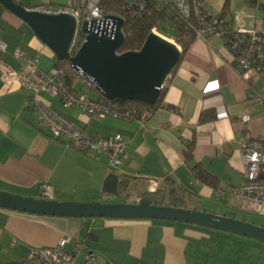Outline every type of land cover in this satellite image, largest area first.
Listing matches in <instances>:
<instances>
[{
  "label": "crops",
  "instance_id": "1",
  "mask_svg": "<svg viewBox=\"0 0 264 264\" xmlns=\"http://www.w3.org/2000/svg\"><path fill=\"white\" fill-rule=\"evenodd\" d=\"M230 2V14L237 9L226 20L230 30L264 31V0ZM209 6L204 2L213 16L224 7L213 14ZM0 38L7 45L0 59L17 72L25 68L14 57L17 49L39 58L44 71L57 63L30 27L7 11L0 18ZM77 86L82 88L81 81ZM163 90L162 104L145 126L109 117L89 120L78 108L65 109L59 97L41 94L52 110L90 135H121L126 140L123 163L113 168L107 154L81 153L38 127L37 115L28 106L30 92L16 80L4 81L0 71V190L41 198L40 185L47 183L49 200L136 203L157 183L156 191L162 190L158 195L174 189V198L202 212L218 215L207 209L215 201L224 205L219 208L238 210L230 190L244 180L240 143L244 137L264 135V105L248 101L253 90L233 68L223 38L195 39ZM254 91L263 92L260 81ZM95 92L99 100L101 94ZM243 114L250 117L246 126L240 124ZM192 142L193 157L187 163L185 152ZM197 166L217 180V187L195 178L192 170ZM110 176L121 183L118 195L125 200L105 197ZM220 189L226 195L218 198ZM216 238L211 230L165 221L49 217L0 209V264L25 263L33 249L53 248L63 239L70 240L65 250L74 253L77 264L84 263L88 251L95 254L96 264H264V253L240 250L222 258L213 252Z\"/></svg>",
  "mask_w": 264,
  "mask_h": 264
},
{
  "label": "built area",
  "instance_id": "2",
  "mask_svg": "<svg viewBox=\"0 0 264 264\" xmlns=\"http://www.w3.org/2000/svg\"><path fill=\"white\" fill-rule=\"evenodd\" d=\"M38 4L30 10L47 15H69L75 19V32L69 53L75 57L87 41L91 32L107 31L110 36L116 32L117 21L106 13L103 0H37ZM124 10L142 17L151 1H156L178 16L179 21L193 30L196 39L207 41L213 36L222 37L232 55V66L248 83L251 89L257 81L264 86V31L230 30L228 25L204 8V0H121ZM157 30H154L156 32ZM180 47V46H178ZM7 53V45L0 38V54ZM14 57L25 62L22 72H17L0 59V71L4 81H18L20 86L30 92L29 109L36 113V125L48 130L55 140H61L67 146L81 153L95 152L109 156V166L118 168L126 156L128 143L121 135L96 137L86 130L55 112L41 99L42 93L59 97L65 109L78 108L87 119L113 118L125 122L138 121L145 126L153 117L149 109L138 115L136 112L120 107L113 101L92 100L85 91H75L67 84L63 70L53 67L50 71L40 68L37 57L27 55L21 49L14 52ZM85 86L95 88L94 83L82 73L75 72ZM165 88V87H164ZM248 101L264 105V88L262 93L250 92ZM250 121L248 114H243L240 124L246 126ZM241 156L244 165V180L240 186L230 190L237 200V209L241 212L264 216V135L256 139H241ZM151 188V193L156 191ZM40 195L51 199V189L47 183L40 185ZM217 197L226 195V191L217 190ZM109 197L108 195L105 196ZM69 239H63L53 248H39L31 251L25 264H77L74 253L65 250ZM83 264H96L93 252H86Z\"/></svg>",
  "mask_w": 264,
  "mask_h": 264
},
{
  "label": "water",
  "instance_id": "3",
  "mask_svg": "<svg viewBox=\"0 0 264 264\" xmlns=\"http://www.w3.org/2000/svg\"><path fill=\"white\" fill-rule=\"evenodd\" d=\"M0 5L30 27L59 62H69L74 72L91 80L95 89L108 101L139 102L154 106L165 84L181 59L180 48L153 32L142 49L118 54L125 41L123 19L117 21L116 32L107 35L91 32L75 57L69 50L75 32V19L69 15H47L14 2L0 0ZM121 183L110 176L104 184L105 195L117 197ZM174 189L164 194L147 193L136 203L58 202L45 197H24L0 190V209L40 216L156 220L213 230L264 244L262 225L202 212L181 198H174Z\"/></svg>",
  "mask_w": 264,
  "mask_h": 264
},
{
  "label": "trees",
  "instance_id": "4",
  "mask_svg": "<svg viewBox=\"0 0 264 264\" xmlns=\"http://www.w3.org/2000/svg\"><path fill=\"white\" fill-rule=\"evenodd\" d=\"M13 1L16 2V0ZM102 6L104 7L108 15L119 17L124 21L122 32L125 36V41L119 48L118 54L140 51L148 37L154 32V30L159 31L160 33H163L166 30L171 39H173L177 43V45L182 48L181 59L171 74H173L178 68L183 56L187 53L191 44L196 39L195 32L189 29L186 25H183L179 21L178 16L173 13L169 7H166L156 1L150 2L147 12L142 17H138L134 13L124 10L121 0H103ZM4 12H6V10L0 5V18ZM229 15L230 0H226L221 14L216 17L220 18L224 22V24L227 25L226 20ZM54 67L64 71L67 84L71 87V89L78 92L84 91L83 88L85 85L82 82V88H78V76L73 71L72 66L69 62L57 61ZM93 89L95 90V88ZM163 95L164 90L161 92L160 98L154 106L145 105L139 102H125L118 100L113 101V103H116L120 107H124L127 110L134 111L138 115H140L142 112L149 109L155 112L157 108H159L162 104ZM102 99L107 100L101 95V98L99 100ZM193 148L194 142L188 145V148L185 152L187 163H190L192 161ZM192 172L197 180L205 183L206 185L217 187V180L209 175L206 171L201 169L199 166L195 167ZM160 192H162V190L157 191V193Z\"/></svg>",
  "mask_w": 264,
  "mask_h": 264
},
{
  "label": "rangeland",
  "instance_id": "5",
  "mask_svg": "<svg viewBox=\"0 0 264 264\" xmlns=\"http://www.w3.org/2000/svg\"><path fill=\"white\" fill-rule=\"evenodd\" d=\"M58 1H65V0H58ZM17 3L26 6V7H31V6H35L38 4L37 0H16ZM206 4L210 5V9L211 12L213 14H215V10L222 8V6L224 5V2H226V0H205L204 1ZM231 5V2H230ZM239 10V9H238ZM237 12L234 11V13H232V15L230 14L228 16V18H231L233 16V18L235 17ZM155 33L161 35L162 37L170 40L171 42L175 43L177 45V43L171 39L170 35L167 33V31L165 30L163 33H160L159 31H156ZM164 34V35H163ZM178 46V45H177ZM43 62H42V66H43ZM48 64V63H46ZM53 63L49 64V67L52 66ZM50 69H45V71H50ZM262 83V82H261ZM262 87L264 88L263 84ZM84 91L87 92L88 94H90L91 98L96 101L98 99V94L95 92V90L91 87L88 86H84ZM254 91V89H252ZM117 198L119 200H125L126 197H122V196H117ZM215 204H210L207 205V209L209 210L210 208H214L212 209V211L217 212L218 215L222 216L227 214L228 217H235L239 220H243L252 224H256V225H261L264 222V216H260V215H255V214H250V213H245V212H241L238 210H234L231 209L230 211H228L227 209H222L219 208L222 205V202H218L215 201ZM221 205V206H220ZM212 233L216 234V239L219 240V244L214 245V253H219L220 256L222 258H225L228 254H232V256L234 255H238V253L240 252V250H242L243 252H251L252 254L255 255H259V253H264V251L262 250L261 247H264V244H261L259 242L253 241V240H248V239H244V238H240L234 235H230V234H226V233H222V232H216V231H212Z\"/></svg>",
  "mask_w": 264,
  "mask_h": 264
},
{
  "label": "flooded vegetation",
  "instance_id": "6",
  "mask_svg": "<svg viewBox=\"0 0 264 264\" xmlns=\"http://www.w3.org/2000/svg\"><path fill=\"white\" fill-rule=\"evenodd\" d=\"M262 225V224H261Z\"/></svg>",
  "mask_w": 264,
  "mask_h": 264
}]
</instances>
